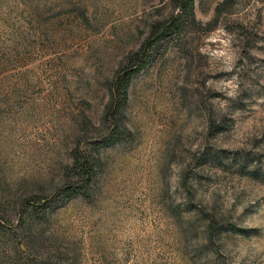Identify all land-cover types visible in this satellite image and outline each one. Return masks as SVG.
<instances>
[{"label":"rangeland","instance_id":"374dc122","mask_svg":"<svg viewBox=\"0 0 264 264\" xmlns=\"http://www.w3.org/2000/svg\"><path fill=\"white\" fill-rule=\"evenodd\" d=\"M223 1L154 38L113 121L172 0H0V264H264V0Z\"/></svg>","mask_w":264,"mask_h":264},{"label":"trees","instance_id":"16d2710c","mask_svg":"<svg viewBox=\"0 0 264 264\" xmlns=\"http://www.w3.org/2000/svg\"><path fill=\"white\" fill-rule=\"evenodd\" d=\"M231 0H224L219 4L215 11V19L223 12V9L230 3ZM174 6L179 10V20L175 21V18L170 21H160L152 25V36L149 37L146 45L135 53V62L133 66H129L127 69L119 70L113 79L110 86L111 99L105 107V116L115 121V118L123 116L126 102L128 99V91L130 86L131 76L137 71L138 68L145 65L149 56L147 53L148 47H153L155 44L154 38L162 33V35L170 32H178L182 27L180 26V20L184 19L186 23L195 21L194 3L195 0H172ZM158 39V38H157ZM2 223L0 222V227Z\"/></svg>","mask_w":264,"mask_h":264}]
</instances>
